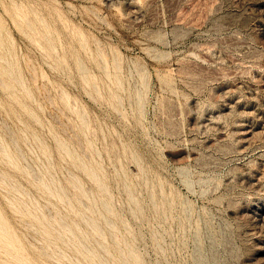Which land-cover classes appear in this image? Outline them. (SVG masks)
<instances>
[{
    "label": "rangeland",
    "instance_id": "374dc122",
    "mask_svg": "<svg viewBox=\"0 0 264 264\" xmlns=\"http://www.w3.org/2000/svg\"><path fill=\"white\" fill-rule=\"evenodd\" d=\"M0 264H264V0H0Z\"/></svg>",
    "mask_w": 264,
    "mask_h": 264
}]
</instances>
